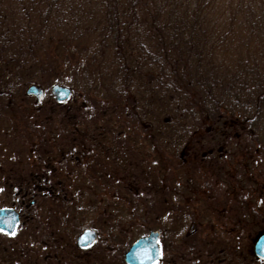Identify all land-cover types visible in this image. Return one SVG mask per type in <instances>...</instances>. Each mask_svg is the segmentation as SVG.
Returning <instances> with one entry per match:
<instances>
[{"label":"trees","instance_id":"1","mask_svg":"<svg viewBox=\"0 0 264 264\" xmlns=\"http://www.w3.org/2000/svg\"><path fill=\"white\" fill-rule=\"evenodd\" d=\"M49 70L72 89L66 101L53 100L73 140L84 132L76 117L83 122L98 105L93 95L111 98L114 109L100 113L104 134L89 143L101 160L89 150L71 159L90 171L85 182L94 175L88 168L102 163V177L118 186L102 192L133 208L141 182L164 197L165 184L180 176L189 206L204 190L196 168L183 170L176 147L201 143L203 158L218 159L225 143L246 152L245 134L264 151V0H0V99L8 103L30 84L47 87L40 76ZM113 146L120 156L107 158ZM203 158L196 166L208 171Z\"/></svg>","mask_w":264,"mask_h":264},{"label":"rangeland","instance_id":"2","mask_svg":"<svg viewBox=\"0 0 264 264\" xmlns=\"http://www.w3.org/2000/svg\"><path fill=\"white\" fill-rule=\"evenodd\" d=\"M41 75L43 77H40L45 78V82H48L47 87H49L50 93V86L55 83L54 71H45ZM66 78L71 79V76L67 74ZM47 87H42L46 94L44 93L40 100H36L33 95L26 94V88L24 92H21L22 95L13 92L11 99L8 100L10 104L0 99V102L3 101L0 106V188H3L0 189V205H11L19 201L17 198L23 191H30L28 183L30 182L31 186L36 175L46 178L47 185H50V187L42 188L39 197H26L25 203L28 207L23 206L24 225L14 237L5 240L8 249H2L4 244L0 243V264H49L53 261L55 264H126L123 254L131 242L146 234L148 230L159 232L162 230L163 218L166 220L167 217L166 215L162 216L161 212L167 207V201H164L161 196L157 197L158 201L154 195L156 192H151L153 187L150 182L147 187L141 182L142 188H136L141 194V200L137 202L136 208L119 198L112 199L105 196L108 191H114L113 188L118 186L112 180L109 181L102 177L101 172L104 170L102 163L88 168L94 172V175L90 182H85L84 175L90 171L80 167L77 162L72 161L71 157L72 155L79 156L89 150L95 156L94 160L100 159L102 152L90 147L94 144L89 143L92 139L102 137L104 134V124L100 120V113L108 109L107 106H109V111L114 109L110 108L112 106L111 98L104 99L103 96L106 95V92L103 91L93 95V100L98 101V105L83 115V122L80 120L82 117L75 116L76 124L82 127L84 132L73 140L74 138L72 136L70 138V135L64 133L60 127L61 107L54 103V98L47 95ZM69 88L71 89V87ZM99 105L100 111H98ZM86 126L89 130L86 131L87 133L85 132ZM108 138L111 145H114L110 136ZM230 139L235 140L234 138ZM242 141L247 147V151L244 149L246 151L244 153L239 150L231 151L233 143H225L228 151L231 152L227 155L232 158L236 157L235 159L244 156L242 159H244V163H247V165L235 169L238 187H233V172L225 167L223 170L216 168L207 172L204 163L203 165L199 164L200 167L196 166L205 151L201 143H198L200 144L198 146L192 141L188 148H184L183 157L186 162H184V168L182 167L183 170L187 171L194 167L197 170L196 176L199 173L200 178L205 177L206 172V175L210 177H205L200 182H204L206 185L212 184L210 194L204 189L201 195L202 200L197 205H193L195 218L187 226L190 228L192 223L200 227L207 224L215 225L222 233L219 235L209 234L204 237L211 231L207 226L203 227L201 247H210L211 245L216 247L200 249V251L193 250L198 239L195 231L188 230L185 234H178L176 239L171 234L169 237L166 235L165 238L163 235L159 238L160 249L168 250L162 255L165 259L155 264H164L167 258L173 264H206L211 259L217 260L222 257L223 253L226 255V264L257 263L252 257L250 249L257 231L264 227V222L260 221L261 218L256 215L254 206L258 202V194L253 189L255 186L260 188L261 185L264 189V151H257L256 144L253 143L254 140L245 134ZM120 143L122 144V142ZM176 145L179 146L180 143H176ZM217 145H220V142ZM122 146L123 152L128 153V144L123 143ZM112 149L107 153L109 156L107 158H113L118 153V147V150L114 149V146ZM174 149L178 156L182 145ZM118 155L120 156V153ZM120 162L118 160L116 168L119 167L118 163ZM82 164L86 165L85 161ZM74 171L81 173L80 179H77L79 176L71 173ZM117 171L125 170L117 169ZM139 172L142 171L139 170ZM215 175L218 176L217 180L212 179ZM136 177L137 181L144 180L139 174ZM17 183L24 187V190H19V193L15 189ZM230 187L235 188L236 192H232ZM76 188L77 195V191H74ZM102 190L107 193H103ZM31 199H35L32 205L30 204ZM75 202L80 204L82 212L74 217L75 214L71 207ZM118 202L121 205H117V209H114L112 203L118 204ZM86 205H91L94 210H85ZM139 208L145 209V212L136 214L135 211H138ZM86 215L90 217L86 218ZM177 215L178 213L167 219L168 227H174L176 230L183 225L179 222L181 217ZM91 216L92 219H90ZM205 216L211 217V221H200ZM117 217L119 221L114 219L115 225L119 228L116 229L114 226L116 232L106 227L102 232L98 231V240L93 245V249H75L78 229L89 224L98 225L99 220H106L109 224L112 218ZM137 217L142 218L143 222L140 223V219ZM148 217H151L152 220L147 221ZM37 221H39V226L35 229L34 223ZM38 237L40 245H42L40 250L33 249V246L37 245ZM54 245L57 252L56 258L45 260L50 246ZM225 246H230L233 249H223L220 253L218 248Z\"/></svg>","mask_w":264,"mask_h":264},{"label":"flooded vegetation","instance_id":"3","mask_svg":"<svg viewBox=\"0 0 264 264\" xmlns=\"http://www.w3.org/2000/svg\"><path fill=\"white\" fill-rule=\"evenodd\" d=\"M217 151L220 152V154L225 152L224 150L222 151L221 148H219ZM183 152L184 151H181V154H180L181 158L183 157ZM241 152L244 153L243 151H241ZM229 153H231V152L230 151H226L225 155H221V156H224V157H220L218 159L210 158L209 156H206V157L203 158V156L205 155V153H204L202 155L201 159L203 158L205 160V162L209 164V170L210 169H216V168H218L219 170H223V168L225 167L226 169L232 171L233 172L232 173V177H233V183H234L233 187H238L239 184H238V181H237L238 178L235 176V169L237 167H240V166L243 167V165L245 166L246 163H244V159H242V158H244V156H241L240 158L237 157V159H235L236 157H234V158H232V156L229 157L227 155ZM209 154H212V150H209ZM217 164H220V166L218 167ZM206 174L207 173H205L204 176L207 178ZM36 176L37 177L34 179V181L32 182L31 186H30V182L28 183V187H29L30 191H28V190L23 191L22 194L19 195V197L17 198V200H19V201H17L16 203L14 202L11 205H0V208H12L18 214V216H17L18 217V221H17V223L15 225V228H14L12 233H8L7 231H3V230L0 229V243L2 242V244H4L2 249H8L7 246H6L5 240L11 239L12 237H14L15 234L24 225L25 214H23V211H24L23 206L25 205L26 207H28V205L25 203L26 197L33 196L34 198L35 197L37 198V197H39V195H41L42 188L44 189L46 187H50V185H47V182L45 181L46 178H44L41 175H36ZM205 177H201L200 180H204ZM208 177H210V176H208ZM217 178H218L217 175L212 177L213 180H215V179L217 180ZM176 179H177V181H176V183H174V186L170 185L169 183H166L165 186L163 187L162 196H164L163 197L164 201H167V207L163 210V212H161V215L162 216L166 215L167 218H166V220H164V218H163V227H162L163 229L160 231V236L159 237H162L164 235V238H165L166 235H167V237H169V235L171 234L172 237H174V239H176L178 234L179 235H181L182 233L185 234V232H187L188 230L190 232H194L195 231L196 234H197L196 237H198V239H197L196 246H194V249H193L194 251H196V249H198V251H200V249H214L213 247H216V246H212V245L210 247H206V246L201 247L202 229H203V227L207 226L209 228V230L211 231V233H208V234L204 235V237L209 235V234L210 235H213V234L214 235H217V234L219 235V234L222 233V231L220 229H217V227L215 225L209 226L208 224L207 225H202L200 227V226H197L195 223H192V224H190V228H188V226H187V224L192 222L193 219L195 218L194 211H193L192 208H193V205H197L202 200L201 199V195L203 194L204 190L201 193H199V197L197 199H194L195 200L194 203L189 206V204L186 202L187 199L184 197L183 192H181L182 187H183V182L181 181L182 179H181L180 176H177V175H176ZM23 185L25 186L24 182H23ZM211 186H212L211 183H208L207 185L205 183H201L200 188L207 190L208 194H210ZM259 187L260 188H256V186H255L254 189H253V191L256 194H258V198H257L258 202H257L256 206H254V207L256 208V212H257L256 215L261 218L260 221L264 222V218H263V215H264V193H262V191L264 189L262 188V185L259 186ZM230 188H231L232 192H236L235 188H232V187H230ZM0 189H3V188H0ZM15 189H16V192L19 193V190H24V187L21 186L20 183H17ZM261 189H262V191H261ZM15 195H16V193L14 194V196ZM18 202H20V203H18ZM34 202H35V199H31L30 204L32 205V204H34ZM112 205L114 206V209H117L115 203H112ZM187 206H188V208H187ZM71 209L73 210L72 211L73 214H75L74 217L76 215H80L81 214L80 212H82V207L80 206V204H78L76 202L73 204ZM189 210L193 211V213L190 214ZM163 213H165V214L163 215ZM176 213H178L177 216L181 217L179 222L183 224L182 227L178 228L177 230H176V228L171 227V226L168 227V225H167L168 224L167 219L170 218V217H173L174 214H176ZM87 217H90V216L86 215V218ZM227 218H232V217L229 216ZM114 219L118 220V217L117 218H112L109 224H107L106 220H99L98 221V223H99L98 225L89 224V225H85L82 228L78 229L79 232L77 233V236L75 238V249H93L92 248L93 245L98 240V231L102 232L104 230V228H106V227H107V229L115 230V228H114V226H115V222L114 221L115 220ZM7 220H8L7 218L6 219H1L2 223H5ZM202 220L211 221V217L205 216L204 219H200V221H202ZM213 224H215V223H213ZM38 226H39V221L34 223V228L35 229ZM85 229H93L95 231V233H96V237L91 243H89V244H87L85 246H80V245L77 244V239H78L80 234ZM149 231L150 230H148L147 232H149ZM263 232H264V227L262 229H260L259 231H257V233L255 235V238L253 240V245H252V247L250 249L252 257L257 262L256 264H264V257L263 256H257L255 254V252H254V242H255L257 236L259 234L263 233ZM50 235H49V240L51 239ZM36 244L37 245L33 246V249L40 250L42 248V245H40L41 243L39 241V237L37 238ZM225 247L224 248L223 247L222 248H218V249H220L219 252L222 253L223 249H233L230 246H228L226 248ZM166 250H168V249H160V257H159V260L157 262L163 261L165 259V257H162V255H163V253L165 254ZM56 256H57V252H56L55 245H54V246H50L48 254L45 256L44 259L45 260L46 259H53V258H56ZM215 260L216 259H213V260L211 259L206 264H226V255L223 253L222 257L218 258L216 261ZM170 261L171 260H169L167 258L164 261V264H171L172 262H170ZM157 262H155V263H157ZM49 264H55V261L49 262Z\"/></svg>","mask_w":264,"mask_h":264},{"label":"water","instance_id":"4","mask_svg":"<svg viewBox=\"0 0 264 264\" xmlns=\"http://www.w3.org/2000/svg\"><path fill=\"white\" fill-rule=\"evenodd\" d=\"M51 93L57 101L69 98L70 88L54 83L51 86ZM26 94H32L37 99L43 95V90L36 84H31L26 89ZM18 214L12 208H0L1 219H8L5 223L0 222V229L12 233L18 221ZM158 231L150 230L146 235L136 239L125 251L124 261L127 264H153L159 259ZM96 237L92 229H85L77 239V244L85 246L91 243ZM254 252L257 256L264 257V232L259 234L254 242Z\"/></svg>","mask_w":264,"mask_h":264}]
</instances>
